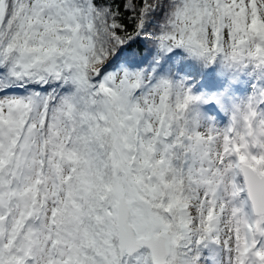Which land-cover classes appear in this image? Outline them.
<instances>
[{"label": "snow or ice", "instance_id": "1", "mask_svg": "<svg viewBox=\"0 0 264 264\" xmlns=\"http://www.w3.org/2000/svg\"><path fill=\"white\" fill-rule=\"evenodd\" d=\"M0 264H264V0H0Z\"/></svg>", "mask_w": 264, "mask_h": 264}]
</instances>
